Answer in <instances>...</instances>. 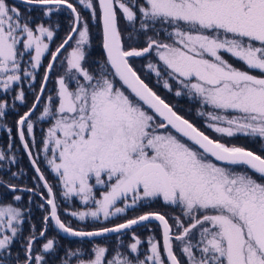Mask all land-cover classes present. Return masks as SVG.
Masks as SVG:
<instances>
[{"label":"snow or ice","instance_id":"snow-or-ice-1","mask_svg":"<svg viewBox=\"0 0 264 264\" xmlns=\"http://www.w3.org/2000/svg\"><path fill=\"white\" fill-rule=\"evenodd\" d=\"M21 2L29 6L27 15L0 0V90L7 94L14 86L34 85L42 57L49 54L34 102L16 121L19 141L46 195L3 176L0 187L16 202L22 199L17 192L39 195L47 214L42 230L33 228L23 254L13 260L23 213L12 203H0V264H264V0ZM34 9L40 20L32 17ZM83 10L90 11L89 18ZM62 11H70V28L51 51L56 32L43 17ZM89 20L102 24L106 59L98 65L87 64ZM152 54L157 62L149 60L148 71L169 92L174 90L169 81H175L177 97L198 99V115L208 129L222 138L248 137L258 150L214 139L174 110L132 63ZM57 66L60 74L48 89ZM14 99L26 103L25 92ZM6 108L0 95V118ZM38 121L49 123L39 151L58 178L59 196L78 198L86 206L65 208V215L101 227L82 230L62 220L57 191L39 166V153H33ZM5 161L16 162L0 151V162ZM156 200L179 213L144 212L112 222ZM152 221L158 222L162 244L151 234L145 251L135 229L152 232ZM52 224L81 239L117 234L119 244L65 250L61 258L46 235ZM125 235H130L126 245L120 239ZM54 252L55 261L46 256Z\"/></svg>","mask_w":264,"mask_h":264},{"label":"rangeland","instance_id":"rangeland-1","mask_svg":"<svg viewBox=\"0 0 264 264\" xmlns=\"http://www.w3.org/2000/svg\"><path fill=\"white\" fill-rule=\"evenodd\" d=\"M7 2H8L9 5H18L20 7L21 11L24 12L25 14H27V11L26 10H27L28 7H24V6L20 5V4H16V3H14V2H12L10 0H7ZM70 2H72L74 5L77 4V0H70ZM81 9H82V6L78 7V10H81ZM31 14H32V17H36L37 20H40L41 19V13H40V11L38 9H34ZM82 15L85 18H89L90 17V11L89 10H83L82 11ZM97 15H99L98 9H97ZM62 19H63V22L65 23V27H66V31L65 32H66V35H67V33L69 31V28H70L71 20H72V16L70 14V11H62L60 13L54 14L51 17H46V21H49L50 22V26L53 25L54 27H57L59 25H62V23H63L62 22ZM122 20L123 19L121 18L120 23H119L120 26H122ZM123 23H124V26H125L124 20H123ZM89 24H90V42H89V45L86 46V51H87V64L88 65H93L96 62H98V63L99 62H102L103 63V61H104V52H103V32H102V24L99 22V20H97L95 22L89 20ZM95 25H96V27H94ZM123 36H124L125 46H127V44H128L127 33L126 34H123ZM57 46L52 47L51 51H54ZM225 58L228 59L231 63L235 64L237 67H241V68L244 67L240 62L233 60L230 56L225 55ZM49 59H50V57L47 58L46 65H47ZM149 60H151L154 63L157 62L155 55L152 54L148 59H145V58H134L133 61H132V63L134 65L135 69L137 70V72H139V73H141L143 75L144 74L147 75V74L150 73L148 71L147 67H146V65L148 64ZM57 71L60 72V68L59 67H58ZM253 74L259 75V73H255V72ZM173 85H174V89H175V87H176L175 83H173ZM161 95H162V93H161ZM174 95L172 96V93H169L168 94L169 97H174ZM176 98H177V96H176ZM182 100L184 102L188 103L189 105H192V99L190 97H188L187 95L183 96L182 97ZM212 133L215 134L214 132H212ZM215 135L217 136V134H215ZM238 136H240V135H238ZM238 136L233 137V138H226V137L225 138H222V137H219V136H217V137L218 138H221V139H225V140H233L234 142H236L235 144L241 145V144H239V142H241V141L243 142L244 139L243 138L242 139H239V138H237ZM28 139H29V142H31V139L32 138L31 137H28ZM247 143L251 145V147H250L251 150H253V151L258 150L259 145L257 143H253L251 141V139ZM36 150H37L36 148L33 149V153L37 154L36 153ZM39 184H40L41 187H40V189L37 192L46 195V190L43 189L41 182H39ZM52 185L55 186V183L52 184ZM55 190L57 191L58 200L61 201V204H60V214H61L62 220H64L65 222L71 221V226L73 228H79V229H82V230H89L90 231V230H93L95 228H99V227L102 226L101 223H98V222H93L91 220H88L86 222H80V221H77L76 219H74V218H72L70 216L65 215V213H64V209L65 208L80 210L79 209V206L75 203V201H74L75 198H72L71 201H64L63 200V197L59 196L60 187L55 188ZM17 193H18V195H21L22 196L21 201L16 202L13 199L11 201H14L15 204H17L16 207H19L21 209L22 213L24 211L23 209L26 207L27 209L30 210V213L32 212L33 209H35V210H38L39 209V211L41 212L40 214H42V218L44 217V215L47 214V212H46L47 205H45V208H41L40 207V205L42 203H44V201L41 199V197L39 195H36V196L40 197L41 202H39L38 200H36V202L34 203V199H32V197H30L28 199V203L29 204H27L24 207L25 197H23L22 194H25V193L24 192H17ZM76 200H77V198H76ZM0 203H2V198H0ZM13 206L15 207V205H13ZM81 210H85V209H81ZM136 211H138V210H136ZM141 214H143V213L141 212ZM137 215H140V214H138V212H136V213H133V215H131V216L120 217L118 219L117 218H113V221L112 222L113 223L123 222L124 219L130 218V217H133V216H137ZM43 227H44V225L42 226V228ZM48 229L49 230L46 233L47 237L48 238H51V239H54V244H55L56 248L58 249L59 253L62 252V258H63V250H62V248H64L66 246V244L71 245V243H66V244L63 243V241L61 239H59L62 236H60L57 233V231L55 230V228L52 225ZM135 231H136V234L143 241H145V243L141 247H142V250H145L146 251V241H147V237L149 236V235H146L145 234L147 232V228H138ZM155 235H158V240H161V244H162L161 229L160 228L158 229V231L156 229ZM39 239L41 241H43V238H39ZM120 239H122L124 241V244L126 245L127 243L130 242V235L121 236ZM26 242H27V238H25V239L22 240L21 252H23V247H24V245H25ZM14 243H15V241L13 242V244ZM118 244H119V241L117 240V237H114V238H104V240L103 239H100V240H93V241L83 240V241L74 242L70 246V249L71 250L90 251V249L93 246H95V245L107 246V247L113 248V247H116ZM37 247L42 248V243L41 244H38ZM121 250L122 251H126V249L123 248V247H121ZM12 254H13V252H11V255ZM46 256H48V258H50V257L54 258V261H55L56 253L54 252L52 254H46ZM141 258H143V257H141Z\"/></svg>","mask_w":264,"mask_h":264},{"label":"flooded vegetation","instance_id":"flooded-vegetation-1","mask_svg":"<svg viewBox=\"0 0 264 264\" xmlns=\"http://www.w3.org/2000/svg\"><path fill=\"white\" fill-rule=\"evenodd\" d=\"M10 1L14 2L13 0H10ZM14 3L20 4L19 2L18 3L14 2ZM20 5L26 7L23 4H20ZM33 18L35 20H37L36 17H33ZM43 20L46 21V17H43ZM62 22H63V19H62ZM123 26H124V23H123V20H122V26H120V24H119L120 30L122 32V35L127 33V31H126V22H125V26L124 27ZM51 27L55 29L56 34L54 35L53 41L50 42V50L52 49V47L59 45L63 41V39L66 37V32H65L66 31V27H65V23L64 22L62 23V25H59L57 27H54L53 25H51ZM94 27H96V25ZM33 55H34V52H33ZM49 57L50 56L47 53H46V55L44 57H42V67L37 72V79H36V82H35L34 85H32L30 87L29 83H23L20 86H14L15 91L7 93V94H4L2 92V90H0V95L4 96V98L7 101L6 117L10 116L12 113L16 114V115H22L25 111L28 110V108H30L32 106V104L34 102L36 91H38L39 87H40V83H41V80H42V77H43V73H44V67H46L47 58H49ZM104 58L106 59L105 52H104ZM60 59H63V56H61ZM99 63L102 64V62H99ZM99 63L96 62L95 64H99ZM58 67L59 66H57V69H58ZM57 69H56V71L54 73L51 74V79H50L49 84L47 86L48 89H51L54 86L55 78L60 74V72H58ZM138 74L142 77V79L145 80L146 83L149 84L150 87L153 88L154 91L157 92L158 95H160L163 99H165L166 102H168L171 106H173L174 110H176L180 115L184 116L186 119H188L190 122H192L199 129L204 131L210 137H212L214 139H221V138H218L215 134H213L211 132V130L208 129L205 126V118L198 115V110L200 109V102H199L198 99L191 98L192 99V105H189L188 103H186V102H184L182 100V97L185 96V95H181V96L176 98V95H174L175 94V89L172 92H169L167 89H165L163 87V81H160L159 83L157 82V78L155 77L154 74H152V73H149L147 75L144 74L145 76L143 74L139 73V72H138ZM169 82L171 84L175 83V81H171V80ZM173 88H174V85H173ZM20 90H23L25 92L26 103H24V104H22L19 101H16L14 99V96ZM161 93H162L163 96L161 95ZM169 93H172V96L174 95V97H169L168 96ZM39 107H42V105H40ZM36 115H39V108H38V111H37ZM48 126H49V123L46 122V121H38L35 124V126H34V136H35V139H36V142H37V146H38L36 148L37 149L36 153L37 154L39 153V158H40V161H41L39 166H40L41 170L44 172L45 176L47 177L48 181L51 184L55 183L54 188H58L59 187V185H57L58 178L55 177V175L53 173H51L50 169L46 165V162L43 160V153L39 151L40 147L42 146L41 145L42 137H43L44 133L47 131ZM237 138H239V139L243 138L244 139L243 142L242 141L239 142V144H241L239 146H244L246 148L251 149L250 148L251 145L247 143L248 141H250V138L244 137V136H238ZM223 140H224L225 143H230V144H235L236 143L233 140H225V139H223ZM236 145H238V144H236ZM34 155H36V154L34 153ZM28 161H29V159H28ZM74 201L79 206L80 210L86 208V206L80 204V201H79L78 198H77V200L75 198ZM137 210L138 211L130 210L127 213L126 216H131V215H133V213H136V212H138V214H141V212L142 213H144V212H161V213H164L166 216L176 215V214L179 213V209H174L171 206L165 205L162 200H156L154 202H151L149 205H146V206H143V207H139ZM24 223L25 222H22V224H20V225L22 226ZM31 227H33V225H32V223H29L28 230H30ZM149 227L152 229V232H149L148 229H147V232L145 233L146 235H151V234L155 235L156 229H157V231L159 229L158 224H155V223H150ZM26 228L27 227L24 226L23 233H27L28 232V230ZM138 228H144V227H137L136 229H138ZM155 236L158 239V235H155ZM17 237H18V235H17ZM115 237H117V235ZM111 238H114V237H111ZM15 239H14V241H15ZM64 239H66V238H64ZM67 240H69V239H67ZM70 241H74V240L66 241L65 244L66 243H71V245H72L74 243V242H70ZM21 244H20V247H21ZM71 245L66 244V246L64 248H62L63 254H64L65 250H71L70 249ZM13 249H15L14 244L12 246L11 252L13 251Z\"/></svg>","mask_w":264,"mask_h":264},{"label":"trees","instance_id":"trees-1","mask_svg":"<svg viewBox=\"0 0 264 264\" xmlns=\"http://www.w3.org/2000/svg\"><path fill=\"white\" fill-rule=\"evenodd\" d=\"M19 116L20 115H16L12 113L10 116L0 118V151L6 153L9 157L14 156L16 161L14 164L11 163L10 161L0 162V176H3L5 180H8L13 184L18 185L20 188H25V187L35 188L36 191H38L41 186L39 184L37 175L35 174L31 164H29L27 154H25V151L18 138L16 121L19 119ZM9 128L12 129L11 136L9 135V131H8ZM9 145L12 146L11 149H9ZM10 172H16L17 176L12 177L10 175ZM22 195L23 197H25L24 207L27 204H29L28 199L30 197L34 199V203L36 202V200L41 202L40 197L34 195L33 193L26 192L25 194ZM0 198H2V203L4 204L12 203L13 205H15V207L17 205L15 204L14 201H11L13 199V194L10 191H6L3 187H0ZM23 210H24L23 222L25 223L22 226L19 225L20 231L18 233V237L15 239V243H14L15 249H13L12 251L13 254L11 255V257L14 259L16 258L18 252L21 255L23 254V252H21V247H20L22 240L30 235V233L33 231V228H35V230L38 233L40 230H42V226H43V218H42V214H40L41 212L39 211V209L38 210L33 209L31 213L30 210L27 209L26 207ZM29 223H32L33 225V227H31L30 230H28ZM24 226L27 227L26 228L28 230L27 233H23ZM59 239H61L63 243L69 241L62 237ZM70 242H78V241L74 240ZM59 255L62 258V252L59 253ZM50 259L54 261V258L50 257Z\"/></svg>","mask_w":264,"mask_h":264},{"label":"water","instance_id":"water-1","mask_svg":"<svg viewBox=\"0 0 264 264\" xmlns=\"http://www.w3.org/2000/svg\"><path fill=\"white\" fill-rule=\"evenodd\" d=\"M14 2H19L20 4H23L22 2H21V0H13ZM23 5H25V4H23ZM25 6H27V5H25ZM27 7H29V6H27ZM103 52H105L104 51V49H103ZM105 57H106V53H105ZM25 154H27L26 152H25ZM27 157H28V159H29V163L31 164V166H32V163H31V161H30V158H29V156L27 155ZM32 168H33V166H32ZM33 170H34V168H33ZM34 172H35V170H34ZM35 174H36V172H35ZM37 175V174H36ZM42 183V182H41ZM24 193H26V191L24 192ZM150 223H155V224H158V222L157 221H152V222H150ZM53 225V227L55 228V226H54V224H52ZM55 230L57 231V233L60 235V236H62V237H64V238H66V239H69V240H77V241H83V240H87V241H93V240H100V239H104V238H111V237H115L117 234H111L110 236H108V237H95V238H84V239H81V238H79V237H72V236H69V235H67V234H65V233H63V232H60L58 229H56L55 228Z\"/></svg>","mask_w":264,"mask_h":264}]
</instances>
